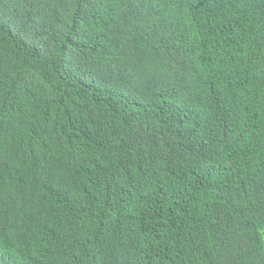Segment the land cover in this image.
I'll return each mask as SVG.
<instances>
[{"label": "trees", "instance_id": "1", "mask_svg": "<svg viewBox=\"0 0 264 264\" xmlns=\"http://www.w3.org/2000/svg\"><path fill=\"white\" fill-rule=\"evenodd\" d=\"M0 264H264V0H0Z\"/></svg>", "mask_w": 264, "mask_h": 264}]
</instances>
